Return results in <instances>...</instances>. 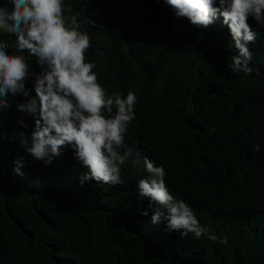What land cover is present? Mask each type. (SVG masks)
Instances as JSON below:
<instances>
[{
    "label": "trees",
    "instance_id": "trees-1",
    "mask_svg": "<svg viewBox=\"0 0 264 264\" xmlns=\"http://www.w3.org/2000/svg\"><path fill=\"white\" fill-rule=\"evenodd\" d=\"M64 4L96 22L82 30L92 38L87 61L96 62L98 81L109 94L136 95L120 150L128 153L126 183L81 186L87 169L70 149L48 167L26 157L24 175H15L13 158L23 154L15 134H30L34 119L17 111L25 98L9 96L0 114V264H264V27L249 18L258 34L249 45L253 72L236 74L226 68L238 52L222 17L199 29L163 0ZM14 39L0 33L10 53ZM145 156L163 165L170 193L227 245L182 239L164 222L153 225L151 211L140 215L149 203L136 187L150 175Z\"/></svg>",
    "mask_w": 264,
    "mask_h": 264
},
{
    "label": "clouds",
    "instance_id": "clouds-1",
    "mask_svg": "<svg viewBox=\"0 0 264 264\" xmlns=\"http://www.w3.org/2000/svg\"><path fill=\"white\" fill-rule=\"evenodd\" d=\"M163 2L176 18L187 19L199 29H207L222 17L229 29L230 45L238 52L231 56L226 68L236 74L253 72L249 66L253 59L249 45L255 44L258 34L248 21L252 18L264 27V0ZM72 12L64 0H7L0 5V33L15 38L11 53L9 42L0 40V114L11 107L9 96H21L25 102L17 104V111L34 119L30 134H15L23 154L13 158V173L24 175L23 169L28 167L26 157L48 167L70 149L73 158L87 169L80 176L81 186L86 181L117 186L126 183L121 178V166L128 153L121 154L120 150L126 147V134L136 119L137 98L131 90L126 96L120 91L109 94L98 81V74L93 71L96 62L87 61L92 38L82 30L96 27V22L84 14L80 19L81 13ZM25 53L35 58L38 72L31 70ZM29 79L31 89L26 87ZM17 123L24 129L29 127L23 119ZM254 148L260 151L259 144ZM143 164L150 175L139 179L136 187L139 197L147 198L149 203L140 215L147 217L151 211L153 225L164 222L167 233L177 232L182 239L192 234L196 240L204 237L227 245V237L220 239L212 234L201 225V218L187 202L170 193L163 165L156 166L146 156Z\"/></svg>",
    "mask_w": 264,
    "mask_h": 264
},
{
    "label": "rangeland",
    "instance_id": "rangeland-1",
    "mask_svg": "<svg viewBox=\"0 0 264 264\" xmlns=\"http://www.w3.org/2000/svg\"><path fill=\"white\" fill-rule=\"evenodd\" d=\"M2 2H3V3H6V2H7V0H2Z\"/></svg>",
    "mask_w": 264,
    "mask_h": 264
}]
</instances>
